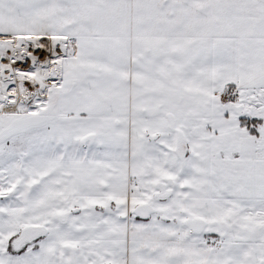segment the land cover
Wrapping results in <instances>:
<instances>
[{"label":"snow or ice","instance_id":"6c2138e0","mask_svg":"<svg viewBox=\"0 0 264 264\" xmlns=\"http://www.w3.org/2000/svg\"><path fill=\"white\" fill-rule=\"evenodd\" d=\"M0 264H264V0H0Z\"/></svg>","mask_w":264,"mask_h":264}]
</instances>
